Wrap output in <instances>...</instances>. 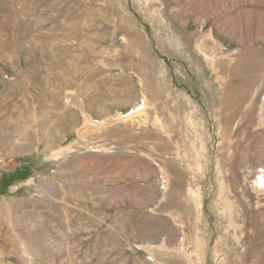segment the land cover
I'll list each match as a JSON object with an SVG mask.
<instances>
[{"label":"rangeland","instance_id":"rangeland-1","mask_svg":"<svg viewBox=\"0 0 264 264\" xmlns=\"http://www.w3.org/2000/svg\"><path fill=\"white\" fill-rule=\"evenodd\" d=\"M0 264H264V0H0Z\"/></svg>","mask_w":264,"mask_h":264}]
</instances>
